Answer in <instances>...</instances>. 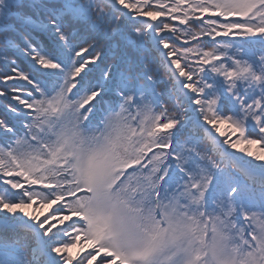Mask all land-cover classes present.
I'll list each match as a JSON object with an SVG mask.
<instances>
[{
	"label": "snow or ice",
	"instance_id": "snow-or-ice-1",
	"mask_svg": "<svg viewBox=\"0 0 264 264\" xmlns=\"http://www.w3.org/2000/svg\"><path fill=\"white\" fill-rule=\"evenodd\" d=\"M0 264H264V0H0Z\"/></svg>",
	"mask_w": 264,
	"mask_h": 264
},
{
	"label": "trees",
	"instance_id": "trees-1",
	"mask_svg": "<svg viewBox=\"0 0 264 264\" xmlns=\"http://www.w3.org/2000/svg\"><path fill=\"white\" fill-rule=\"evenodd\" d=\"M0 70H3V65L0 64ZM8 101L4 98H0V111H2V105L6 104Z\"/></svg>",
	"mask_w": 264,
	"mask_h": 264
}]
</instances>
